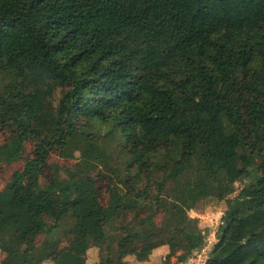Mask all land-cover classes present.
Masks as SVG:
<instances>
[{
	"label": "trees",
	"instance_id": "trees-1",
	"mask_svg": "<svg viewBox=\"0 0 264 264\" xmlns=\"http://www.w3.org/2000/svg\"><path fill=\"white\" fill-rule=\"evenodd\" d=\"M0 127V165L36 145L0 190V264H184L208 201L206 264H264V0H0ZM55 148L114 180L106 206L91 177L41 184Z\"/></svg>",
	"mask_w": 264,
	"mask_h": 264
},
{
	"label": "rangeland",
	"instance_id": "rangeland-1",
	"mask_svg": "<svg viewBox=\"0 0 264 264\" xmlns=\"http://www.w3.org/2000/svg\"><path fill=\"white\" fill-rule=\"evenodd\" d=\"M13 132H5L0 127V145L7 144L11 142L14 138ZM36 145L30 141L24 143V149L20 154L19 161L13 164L2 163L0 165V190L5 189L12 181L14 174L18 171H22L25 168V165L33 159L34 149ZM112 147H114L112 145ZM91 177L95 180L99 192H100V201L103 206H106L110 200V194L114 187V180L101 170L91 171L81 168L79 161L62 159L59 157V149L55 148L51 154L47 166L42 170L39 181L45 186H53L58 181L67 179V180H81L83 178ZM33 178H27V182L32 181ZM239 188L240 185L237 184ZM226 208L225 202L217 201H208L200 202L196 209L190 212V215L193 217L199 216L200 226L204 229L208 235L206 239V245L201 252H195L194 255L189 259L188 262L184 264H206L207 256L212 246L216 243V229L220 224V218L222 213ZM141 215H148V211L145 207L139 208ZM164 213L160 212L156 218V223L160 226L164 221ZM210 238V239H208ZM46 239L45 236H40L37 240V245H41ZM97 250L92 252V255L89 256V261L97 260ZM161 256L160 254L158 255ZM5 258V254L0 251V260ZM176 258H172L171 262L168 264H173ZM46 264H52L47 262ZM146 264H167L165 260L153 259Z\"/></svg>",
	"mask_w": 264,
	"mask_h": 264
},
{
	"label": "crops",
	"instance_id": "crops-1",
	"mask_svg": "<svg viewBox=\"0 0 264 264\" xmlns=\"http://www.w3.org/2000/svg\"><path fill=\"white\" fill-rule=\"evenodd\" d=\"M215 239H216V236H215ZM217 241V240H216ZM165 251H167V248H163V250H159L158 252H156V257L160 254L161 256L165 254ZM160 256V257H161ZM159 257V256H158Z\"/></svg>",
	"mask_w": 264,
	"mask_h": 264
},
{
	"label": "built area",
	"instance_id": "built-area-1",
	"mask_svg": "<svg viewBox=\"0 0 264 264\" xmlns=\"http://www.w3.org/2000/svg\"><path fill=\"white\" fill-rule=\"evenodd\" d=\"M208 239H210V238H208Z\"/></svg>",
	"mask_w": 264,
	"mask_h": 264
}]
</instances>
